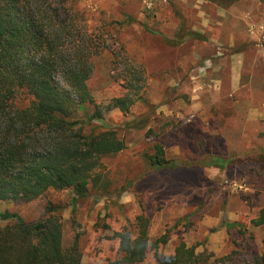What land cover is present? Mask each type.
<instances>
[{"label":"rangeland","instance_id":"obj_1","mask_svg":"<svg viewBox=\"0 0 264 264\" xmlns=\"http://www.w3.org/2000/svg\"><path fill=\"white\" fill-rule=\"evenodd\" d=\"M68 1L106 48L87 83L95 105L127 94L128 69L144 70L142 100L95 123L126 148L102 160L94 173L102 183L86 198L73 205L71 191L50 190L30 203H0V212L31 224L56 208L63 245L78 246L81 264L119 259L116 235L135 238L139 216L149 219L151 242L167 237L141 264L173 256L180 243L215 255V264L233 252L241 262L264 255V225L253 224L264 210V117L253 113L264 112V0ZM94 111L87 105L77 117ZM160 148L163 169L153 165ZM212 157L229 162L206 166Z\"/></svg>","mask_w":264,"mask_h":264},{"label":"trees","instance_id":"obj_2","mask_svg":"<svg viewBox=\"0 0 264 264\" xmlns=\"http://www.w3.org/2000/svg\"><path fill=\"white\" fill-rule=\"evenodd\" d=\"M68 5V0H0V203H30L50 190H69L76 205L90 186L102 183L101 175H94L102 160L126 148L114 129L95 123L104 122L105 114L116 109L128 114L142 100L144 70L140 77L128 69L127 94L105 106L95 105L87 83L93 58L106 48L97 31H88L78 20L84 13ZM87 105L95 106L94 113L77 117ZM163 155L160 148L153 163L157 168L169 164ZM228 162L212 157L205 164L223 168ZM0 220L10 223L0 227V264H81L78 246L63 245L56 208L31 224L8 210L0 212ZM137 221L135 238L130 232L117 233L122 255L109 264H141L150 249L167 243L166 236L150 241L149 219L139 216ZM253 224L264 225V210ZM236 225L224 223L229 230ZM238 256L233 252L223 260L264 264V255L247 262ZM156 259L158 264L217 262L215 255H198L184 243L173 256Z\"/></svg>","mask_w":264,"mask_h":264},{"label":"crops","instance_id":"obj_3","mask_svg":"<svg viewBox=\"0 0 264 264\" xmlns=\"http://www.w3.org/2000/svg\"><path fill=\"white\" fill-rule=\"evenodd\" d=\"M240 59V57H237L235 60H239ZM254 116H255V119L256 120H262L263 119V117H264V112H260V111H255L254 110Z\"/></svg>","mask_w":264,"mask_h":264}]
</instances>
